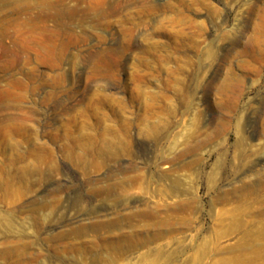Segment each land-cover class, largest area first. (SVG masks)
Wrapping results in <instances>:
<instances>
[{
	"label": "rangeland",
	"instance_id": "rangeland-1",
	"mask_svg": "<svg viewBox=\"0 0 264 264\" xmlns=\"http://www.w3.org/2000/svg\"><path fill=\"white\" fill-rule=\"evenodd\" d=\"M0 28V264H264V181L210 189L262 158L264 0H0Z\"/></svg>",
	"mask_w": 264,
	"mask_h": 264
},
{
	"label": "bare ground",
	"instance_id": "bare-ground-1",
	"mask_svg": "<svg viewBox=\"0 0 264 264\" xmlns=\"http://www.w3.org/2000/svg\"><path fill=\"white\" fill-rule=\"evenodd\" d=\"M26 28H28V27H26L25 26V28H24V31L26 30ZM6 31L4 30V29H2V28H0V37H4L5 35H6V33H5ZM19 33V32H18ZM4 35V36H3ZM18 36H19V34H18ZM20 37V36H19ZM16 40V39H15ZM1 56V55H0ZM3 57H4V54H3ZM238 127H236L235 128V131H236V134H238L239 132H238ZM238 141L236 142V147L239 149L240 148V146L242 147V143L244 142L245 144H247L244 140V138L242 137H239L238 139H237ZM222 142V141H221ZM259 144V143H258ZM221 145V144H220ZM234 145V144H233ZM257 145V144H256ZM246 146V145H245ZM250 147V154H249V156H252L253 155V157H256V155H260L262 158L261 159H258V160H256L255 162H251V165L250 166H248V168H247V170L245 171V176H243V177H241L238 181H236V183H238V185H233V186H231L230 188H228L227 190H224V189H221V188H213L214 186H211V190L213 189L214 191V197L216 198L215 199V201H220V202H224V204H225V201L227 202V197H226V194H235L234 196H238L239 197V199H242V201L244 202V200H246L249 196H251V195H256V196H258L257 194H259V193H261V190H259L257 187H258V185L259 186H261V181H264V146H262L261 144H259V145H257L256 147H254L253 149L251 148L252 147V145H249L248 146V148ZM240 150V149H239ZM222 151V150H221ZM241 151V150H240ZM236 152V151H235ZM221 154V153H220ZM239 154H241V153H239ZM240 156V155H239ZM201 157V156H200ZM237 159V158H236ZM235 159V160H236ZM198 160V159H197ZM218 164V163H217ZM236 165H240L239 166V168L240 169H243V167H244V164L241 162V160L239 159H237V162H235V163H233V164H231V167H230V169L231 170H234V169H236L235 167H236ZM224 166V165H223ZM222 166V167H223ZM217 168H219V166L217 167ZM230 169H229V171H230ZM239 169V170H240ZM248 178V179H247ZM210 180V179H209ZM212 182V181H211ZM5 185H6V182H5V180L3 179V177L1 176L0 177V191H3V188L5 187ZM235 186V187H234ZM208 187V186H207ZM264 189V188H263ZM264 191V190H263ZM264 194V193H263ZM228 196V195H227ZM264 196V195H263ZM229 197V196H228ZM232 198H233V195L231 196ZM232 198H230L231 200H232ZM255 198H257V197H255ZM264 198V197H263ZM235 199H237V198H235ZM234 199V200H235ZM239 199H238V201H239ZM252 197H251V201H252ZM230 200V201H231ZM248 200H249V198H248ZM247 200V201H248ZM262 200V199H261ZM215 201H214V204H215ZM246 201V202H247ZM250 201V202H251ZM258 201V200H257ZM219 202V203H220ZM237 202V201H236ZM250 202H249V204H250ZM253 202H254V200H253ZM212 203H213V201H212ZM263 204L261 205L260 204V206H257V204H256V206L255 207H258V210L257 211H259V213H260V215L262 216V215H264V202H262ZM213 204V205H214ZM232 204V203H231ZM241 204H242V202H241ZM246 204V203H245ZM248 204V205H249ZM252 204H254V203H252ZM259 204V203H258ZM180 205V204H179ZM251 205V204H250ZM182 206V205H181ZM244 206V205H243ZM242 206V207H243ZM237 207V206H236ZM240 207H241V205H240ZM245 207V206H244ZM250 207V206H249ZM181 208V207H180ZM232 208V207H231ZM174 209V208H173ZM233 209V208H232ZM238 209H240V208H238ZM242 209V208H241ZM244 209V208H243ZM234 210V209H233ZM247 210H249V209H247ZM229 211V210H228ZM239 211V210H238ZM237 211V212H238ZM254 211V210H253ZM219 212H221V211H219ZM223 212V211H222ZM225 212H227L226 210H225ZM230 212V211H229ZM233 212V211H232ZM245 213V210H243V211H241V212H239V213H237V215H234V214H232L231 215V213L229 214V216H228V213L226 214V213H223L220 217H219V220H218V222L221 224V225H225L224 226V228L225 227H228V226H226V225H229V228H227V229H223L221 232H217V235H221V234H223L224 236L226 235H231V234H233L234 235V232L235 231H237L238 233H240L243 237L244 236H248V238H249V236H250V234H252V232H250V230L249 231H247V230H245L244 228H242L243 226H245L248 222L246 221V219L244 220L243 218L244 217H242L243 216V214ZM249 215V214H248ZM178 216V215H177ZM214 216V215H213ZM251 216V215H250ZM180 217V216H179ZM217 217V218H218ZM247 217V216H246ZM257 217V216H256ZM264 217V216H263ZM262 217V218H263ZM211 218V217H210ZM264 219V218H263ZM216 220V219H215ZM256 220H257V218H256ZM228 221V222H227ZM217 222V223H218ZM257 222H259L258 220H257ZM264 222V221H263ZM259 223H261V222H259ZM260 225V224H259ZM190 226V225H189ZM246 227H248V226H246ZM253 227V226H252ZM261 229V227L259 228V230ZM264 230V229H263ZM257 231V230H256ZM254 232V231H253ZM254 234V233H253ZM256 234V233H255ZM259 234H262V233H259ZM237 235V234H236ZM239 235V234H238ZM264 234H262V236H263ZM240 236V235H239ZM257 236V235H256ZM261 237V236H260ZM244 239H247V238H244ZM243 239V240H244ZM258 245V244H257ZM243 246H246V245H244V243H243ZM251 246V245H250ZM247 247V246H246ZM253 247V246H252ZM244 248V247H243ZM242 250V249H241ZM250 251V250H249ZM253 251V250H252ZM263 252V251H262ZM261 252V253H262ZM258 253V252H257ZM260 253V254H261ZM259 255V254H258ZM256 256V255H255ZM260 260H261V258H260ZM251 261V260H250ZM252 262V261H251ZM250 262V263H251ZM249 263V262H248Z\"/></svg>",
	"mask_w": 264,
	"mask_h": 264
}]
</instances>
